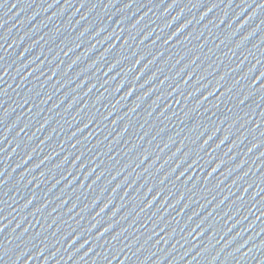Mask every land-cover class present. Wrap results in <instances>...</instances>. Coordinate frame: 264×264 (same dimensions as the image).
Instances as JSON below:
<instances>
[{
	"label": "water",
	"instance_id": "obj_1",
	"mask_svg": "<svg viewBox=\"0 0 264 264\" xmlns=\"http://www.w3.org/2000/svg\"><path fill=\"white\" fill-rule=\"evenodd\" d=\"M0 264H264V0H0Z\"/></svg>",
	"mask_w": 264,
	"mask_h": 264
}]
</instances>
